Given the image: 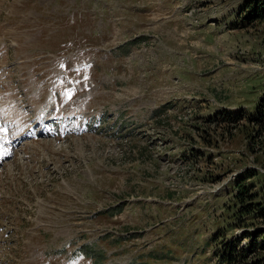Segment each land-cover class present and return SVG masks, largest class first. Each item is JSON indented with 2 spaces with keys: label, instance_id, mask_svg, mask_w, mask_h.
Wrapping results in <instances>:
<instances>
[{
  "label": "rangeland",
  "instance_id": "1",
  "mask_svg": "<svg viewBox=\"0 0 264 264\" xmlns=\"http://www.w3.org/2000/svg\"><path fill=\"white\" fill-rule=\"evenodd\" d=\"M256 4L0 0L6 117L30 120L59 72L101 115L92 133L21 143L1 168L0 264H264V215L239 199L246 187L264 203Z\"/></svg>",
  "mask_w": 264,
  "mask_h": 264
},
{
  "label": "trees",
  "instance_id": "2",
  "mask_svg": "<svg viewBox=\"0 0 264 264\" xmlns=\"http://www.w3.org/2000/svg\"><path fill=\"white\" fill-rule=\"evenodd\" d=\"M255 11V15L256 17L258 18H263L264 19V4H256L254 5V9ZM247 191L248 189L246 187H243V189L241 190L240 192V196H239V199L241 200V203L243 202L242 206H243V211L246 212V211H253L255 206H257V208H259V210L261 211L260 213L262 215H264V203H260L258 202L257 200H252V197L254 196L253 194H247ZM251 195V196H250ZM246 196H250V200H247L246 199ZM246 199V200H245ZM255 204V205H254ZM264 229V228H263ZM264 235V233H263ZM256 241V240H255ZM262 244L264 245V238L262 239ZM83 247H88V249L90 248V246L87 244V245H83ZM228 251L225 252L226 255H227V258L228 259H231L232 258V254H233V251H231L232 249H227Z\"/></svg>",
  "mask_w": 264,
  "mask_h": 264
}]
</instances>
